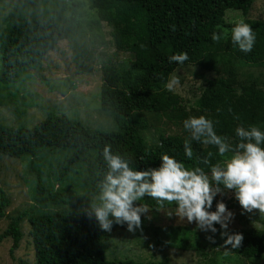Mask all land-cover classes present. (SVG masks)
Segmentation results:
<instances>
[{
    "label": "trees",
    "instance_id": "obj_1",
    "mask_svg": "<svg viewBox=\"0 0 264 264\" xmlns=\"http://www.w3.org/2000/svg\"><path fill=\"white\" fill-rule=\"evenodd\" d=\"M256 1L14 0L11 8L0 15V88H7L16 103L18 92L9 86L24 85L25 79L32 77V70L42 77L44 59L49 52L57 50L62 39L70 41L76 72L89 71L90 66L84 62L92 59L93 52L85 40L86 29L101 31L100 26L105 22L110 27V43L115 49L102 55L98 108L111 118L113 128H93L66 114H48L31 127L1 122L0 166L2 156L34 159L45 150L52 154L57 149H70L66 162L57 172V179L82 170L85 173L83 187L92 196L97 193V180L106 170L100 155L105 144L141 169L158 166L160 155L166 153L182 160L187 167L201 166L209 171L211 165L222 162L229 154L221 157L216 146L190 140L193 156L191 159L184 156V140L188 138L183 128L185 118L201 114L211 118L217 134L226 137L233 146L234 129L238 125L264 129V18L251 17ZM229 9L241 11L242 20L255 33V43L248 53L231 43V28L236 22L226 21ZM87 15L90 20L85 19ZM221 30L227 36L213 41L212 33L219 34ZM121 51L130 55L120 56ZM182 51L188 56L185 61L169 62L170 55ZM181 67L216 73L206 79L201 94L188 107L168 88ZM69 82L74 86L71 79ZM15 105L13 109L18 112L19 106ZM145 111L163 114L179 125L180 132L161 134L158 144L150 145L144 135L148 126ZM204 160L208 163L204 164ZM225 190L213 199V210L218 199L227 208L239 205L235 197L224 196ZM36 193L54 206L42 212L23 210L10 216L7 227L0 233V244L10 238L12 256L21 245L22 222L26 219L30 224L35 264H169L166 260L108 259L106 240L112 234L100 230L94 218L86 215L83 209L87 206L65 207L71 201L66 194L55 191L51 184L40 179ZM0 198L1 219L7 215L5 208L9 202L1 186ZM139 203L153 210L175 207L166 202L157 205L150 197H144ZM249 219L262 222L257 209ZM163 229L170 236L164 245L197 250L207 257L203 247L205 240L196 238L193 242L190 226ZM229 231L243 235L239 247L227 246L230 252L264 259V228L230 227ZM156 232L154 244L160 245L161 238ZM174 233L179 235L178 239L174 238ZM186 235L190 244L188 240L183 243L182 236ZM215 244L216 240L212 242ZM202 264L218 263L211 259Z\"/></svg>",
    "mask_w": 264,
    "mask_h": 264
},
{
    "label": "rangeland",
    "instance_id": "obj_2",
    "mask_svg": "<svg viewBox=\"0 0 264 264\" xmlns=\"http://www.w3.org/2000/svg\"><path fill=\"white\" fill-rule=\"evenodd\" d=\"M13 1H0V15L11 8ZM85 8L88 7L85 6ZM242 16L241 11L229 9L226 12L225 19L227 22L233 23L242 20ZM251 17L264 18V0L255 2L251 10ZM85 19L90 20V15H87ZM100 27L101 31L86 29L85 40L93 52L92 59H87L84 62V65L90 66L89 71L76 72L70 41L62 39L57 50L49 52L44 59V68L41 71L42 77L35 70H32V77L25 79L24 85L16 83L9 86L12 90L18 92V98H15L17 104L13 102V96L7 93V88H0V123L22 124L31 127L44 120L48 114H66L70 118L79 119L93 128H113L111 118L98 108V94L102 84L101 59L105 52H112L115 49L110 43V27L105 22ZM102 40L105 41L104 44L101 43ZM120 53V56L122 54L130 55L128 52L121 51ZM181 68L183 69L178 70L175 76L172 77L168 84L171 87L168 88L177 93L188 107L192 106L201 94L206 85V79H211V77L216 76V73L201 71L197 67ZM70 79L73 81L74 86L69 82ZM14 105L15 107L19 106L18 112L14 111ZM143 114L148 123L144 135L150 145L158 144L161 134L180 132L179 125L163 114L150 111H145ZM70 152V149H57L52 154H48L45 150L34 159L29 156L22 158L2 156L0 186L4 189L9 202L5 208L7 215L0 219V233L7 227L11 215H16L23 210L42 212L53 208L52 202L43 201L37 195L36 185L38 179L43 183L51 184L55 191L60 190L66 194L71 201L65 207L72 208L80 205L81 208H85L87 206L93 196L91 192L86 191L83 187L84 171H73L66 175L64 179H57V172L60 166L66 162ZM32 160H34L33 164H31ZM223 194L228 199L230 196L234 197L232 190H225ZM220 197H223V195H220ZM147 209L148 212L141 216L140 227L135 231H128L125 225H113L110 231L112 235L106 240V256L108 259H134L143 262L166 260L169 264H202L214 259L218 264H264V259L260 257H246L230 252L227 246L223 244L219 231L215 234L217 244L212 245V242L208 239L212 235L211 233L198 229L194 221L188 223L186 220L183 221L177 218L174 214L170 215L174 212L175 207H160L158 210ZM228 209L234 213L229 228H264V213L259 212L260 218H262V222H259L257 219H249L250 214L255 209L247 212L240 205ZM185 225L193 229L191 234L193 242L196 238L205 240L206 243L203 247L207 257H203L197 250L180 247L172 248L164 245L165 242L170 240V236L163 227ZM22 230L24 236L20 247L14 252V256L10 254L11 239L6 238L1 242L0 264L36 263L30 224L26 219L22 222ZM156 231H158L159 238L162 239H160V245L154 244L157 240ZM178 236L174 233V238L178 239ZM182 238L184 244L185 240H188V244L191 243L188 235L182 236ZM188 244L186 245L188 246Z\"/></svg>",
    "mask_w": 264,
    "mask_h": 264
},
{
    "label": "clouds",
    "instance_id": "obj_3",
    "mask_svg": "<svg viewBox=\"0 0 264 264\" xmlns=\"http://www.w3.org/2000/svg\"><path fill=\"white\" fill-rule=\"evenodd\" d=\"M226 36L223 30L219 34L214 31L211 39L218 41ZM230 39L240 51L248 53L256 36L251 26L240 20L231 28ZM187 58V53L182 51L170 55L168 60L181 63ZM183 128L188 133L184 140L187 158L193 156L190 140L216 146L221 157L229 155L211 165L209 171L201 166L187 167L182 160L166 153L160 155L158 166L141 169L105 144L100 155L106 170L96 182V195L83 211L90 219L94 218L102 231L110 232L117 224L125 225L131 232L140 227L142 214L148 212L139 201L150 197L157 205L174 204L175 210L170 215L188 223L194 221L198 229L212 234L208 237L211 242H215L219 231L225 246L239 247L243 235L229 231L234 213L219 199L213 210V199L225 189L232 190L244 211L257 209L264 213V129L238 125L234 129L233 146L226 137L217 134L212 119L203 114L185 118Z\"/></svg>",
    "mask_w": 264,
    "mask_h": 264
}]
</instances>
